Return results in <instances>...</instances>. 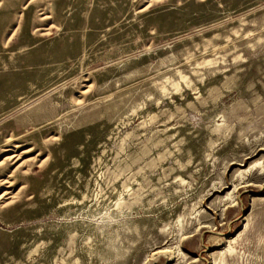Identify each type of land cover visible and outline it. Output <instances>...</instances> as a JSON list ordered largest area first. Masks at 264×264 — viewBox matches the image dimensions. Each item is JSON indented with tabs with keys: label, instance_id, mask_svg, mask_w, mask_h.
Here are the masks:
<instances>
[{
	"label": "rangeland",
	"instance_id": "1",
	"mask_svg": "<svg viewBox=\"0 0 264 264\" xmlns=\"http://www.w3.org/2000/svg\"><path fill=\"white\" fill-rule=\"evenodd\" d=\"M29 1L0 0V264H264V0Z\"/></svg>",
	"mask_w": 264,
	"mask_h": 264
},
{
	"label": "bare ground",
	"instance_id": "2",
	"mask_svg": "<svg viewBox=\"0 0 264 264\" xmlns=\"http://www.w3.org/2000/svg\"><path fill=\"white\" fill-rule=\"evenodd\" d=\"M32 1H34V0H30L29 2L31 3ZM50 16V15H49ZM49 16L47 15V14H44V16H43V13H42V18L41 19H43V18H49ZM38 30H42V33H45V32H48L49 31V27H47V28H42V29H38ZM3 149V151H8L9 150V148H7V147H5V148H2ZM16 155V154H15ZM17 156V155H16ZM15 156V157H16ZM12 157L13 156H11V155H8V156H6V158H10V159H12ZM2 164V161H0V165ZM22 164H26L25 163V161H22L21 163H18L17 164V166L15 167V168H17V167H19V166H21ZM259 164H261V163H259ZM24 170H23V172L24 173H27V171H28V167H27V165H24ZM250 169V168H249ZM261 170H262V172H264V167L261 165ZM13 171L14 170H12L11 172H10V174H8V177L9 176H11V174L13 173ZM249 171V170H248ZM246 171H243V172H241L240 174L242 175V174H244ZM4 182H6L7 184L5 185V187H9L10 185H11V181H9V180H3V179H0V184H2V183H4ZM234 188H235V186H234ZM7 193H9V191H3L2 193H0V198H2L3 197V195L5 196V194H7ZM10 194V193H9ZM11 195V194H10ZM10 198H13V196H11ZM3 202V201H2ZM1 203V202H0ZM5 205V204H4ZM4 205H2V206H4Z\"/></svg>",
	"mask_w": 264,
	"mask_h": 264
}]
</instances>
